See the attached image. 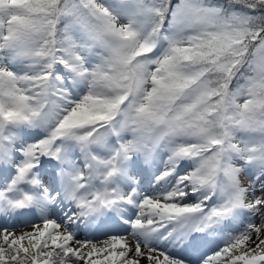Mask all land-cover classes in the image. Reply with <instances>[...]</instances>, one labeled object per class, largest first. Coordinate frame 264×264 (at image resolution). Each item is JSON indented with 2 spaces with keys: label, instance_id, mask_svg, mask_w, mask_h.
Segmentation results:
<instances>
[{
  "label": "snow or ice",
  "instance_id": "6c2138e0",
  "mask_svg": "<svg viewBox=\"0 0 264 264\" xmlns=\"http://www.w3.org/2000/svg\"><path fill=\"white\" fill-rule=\"evenodd\" d=\"M0 264H264V0H0Z\"/></svg>",
  "mask_w": 264,
  "mask_h": 264
},
{
  "label": "rangeland",
  "instance_id": "374dc122",
  "mask_svg": "<svg viewBox=\"0 0 264 264\" xmlns=\"http://www.w3.org/2000/svg\"><path fill=\"white\" fill-rule=\"evenodd\" d=\"M143 187H149V185L148 184H145Z\"/></svg>",
  "mask_w": 264,
  "mask_h": 264
}]
</instances>
